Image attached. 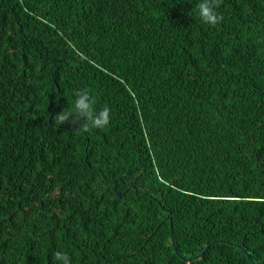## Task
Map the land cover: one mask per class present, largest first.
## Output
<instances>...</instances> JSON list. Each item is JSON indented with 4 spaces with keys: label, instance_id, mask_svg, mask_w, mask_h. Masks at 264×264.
I'll use <instances>...</instances> for the list:
<instances>
[{
    "label": "trees",
    "instance_id": "16d2710c",
    "mask_svg": "<svg viewBox=\"0 0 264 264\" xmlns=\"http://www.w3.org/2000/svg\"><path fill=\"white\" fill-rule=\"evenodd\" d=\"M199 2L0 0V264H264V0Z\"/></svg>",
    "mask_w": 264,
    "mask_h": 264
},
{
    "label": "clouds",
    "instance_id": "9594fccd",
    "mask_svg": "<svg viewBox=\"0 0 264 264\" xmlns=\"http://www.w3.org/2000/svg\"><path fill=\"white\" fill-rule=\"evenodd\" d=\"M221 3L222 0H200L196 5L200 19L210 26L221 23L224 17L216 11ZM74 94L76 99L73 106L68 109L62 108L56 113L53 117V125H70L73 129L85 132L93 128L105 129L110 123L111 109L105 105L97 112L95 109L97 100L87 89L76 91ZM57 103L59 104V100ZM57 261L62 264H71L69 255L62 251H56L53 254V264Z\"/></svg>",
    "mask_w": 264,
    "mask_h": 264
}]
</instances>
